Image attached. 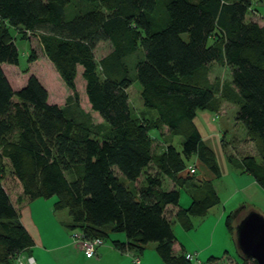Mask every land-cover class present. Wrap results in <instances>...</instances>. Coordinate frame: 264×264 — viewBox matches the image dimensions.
Instances as JSON below:
<instances>
[{"label":"trees","instance_id":"1","mask_svg":"<svg viewBox=\"0 0 264 264\" xmlns=\"http://www.w3.org/2000/svg\"><path fill=\"white\" fill-rule=\"evenodd\" d=\"M251 8L252 0H0V264H15L34 246L3 187L6 166L22 188L18 205L55 198L53 209L70 217L64 227L85 239L122 234L125 243L111 244L123 253L140 256L154 244L163 264H193L174 254L173 225L188 232L191 218L203 220L220 204L213 184L187 165L195 157L220 176L194 123L197 111L217 113L222 100L236 107L235 122L258 160L226 155L224 133L221 146L233 170L264 191V25L247 19ZM30 36L71 93L63 106L49 102L36 76L14 90L5 75L4 66L19 65L17 38ZM104 42L111 50L96 61ZM35 60L31 50L27 63ZM212 65L226 67L230 81L210 80ZM78 70L102 124L79 106ZM134 82L139 115L127 92ZM163 128L182 138L179 150L168 143L154 152L151 133ZM164 180L174 188L165 190ZM181 191L190 205L170 219L167 209L178 207ZM250 211L226 216L232 238L234 214Z\"/></svg>","mask_w":264,"mask_h":264},{"label":"rangeland","instance_id":"2","mask_svg":"<svg viewBox=\"0 0 264 264\" xmlns=\"http://www.w3.org/2000/svg\"><path fill=\"white\" fill-rule=\"evenodd\" d=\"M234 1V0H230ZM76 7H81V4H76ZM262 13V11H261ZM16 46L18 49L19 54V65L17 67L13 66H4V72L10 81L12 88L14 90H17L21 88L24 83L26 82L27 78L30 75H34L37 77L39 82L45 87V89L48 92L49 96V102L51 104H57L59 106H63L65 104L66 98L71 95L69 90L65 87L62 80L58 76L56 70L54 69L53 65L44 57L39 41L36 37L30 36L27 39H21L20 37L16 40ZM33 50L36 55V60L31 63H27V58L29 56V52ZM111 48L109 43H99L98 46L95 49L94 56L96 61L101 60L103 57H105L109 52ZM81 71L78 70V76L76 78V90L79 95V106L87 113L90 114L91 120L93 124H102L101 118L98 116V114L91 112L90 106L88 104V100L85 94V83L84 80L81 77ZM229 71L227 69H218L217 71H213L212 78H218L221 82L228 83L230 80ZM140 91L141 87L137 82H134L131 87L128 90L129 95V104L134 112V114L139 115L141 112H143V106L142 102L140 100ZM226 114L220 115L213 113L208 110L203 111H197L194 123L199 129V131L202 133L203 136H206L211 133L219 134L224 133L225 135V154L231 157L232 159H241L242 157L246 155H250L255 157L258 160V154L257 151L253 145L252 142H250L243 130V127L235 122V114H236V108L231 103L228 106H226ZM155 114V113H154ZM151 113H149V116ZM152 138L154 139V152L159 153L165 145L168 143L173 144L178 150L180 149V142L182 141L181 137H171L168 134V131L166 128H163L160 133L158 132H152L151 133ZM194 163H196L195 157H192L189 161H187V165L194 166ZM226 164L228 167H232V164H230L228 161H226ZM232 170V168H231ZM147 172L151 175L156 174V170L153 166H150L147 169ZM119 175V174H117ZM228 179L224 176L221 180L215 181V186L218 188L223 185L227 184L226 181ZM121 182H125L123 178H120ZM12 182H14L16 190L12 187V192L15 193L19 189V185L14 180L10 169L6 166V177L3 182L4 186H11ZM139 181L137 182V185H139ZM166 184H169L167 180L164 181V186L166 187ZM221 190V189H220ZM222 193V191H221ZM223 196V193H222ZM224 198V197H223ZM53 202H55V198L52 199ZM189 197L184 191L180 192V204L181 206H185L184 208H187L189 206ZM233 203L235 201L233 200ZM232 203V204H233ZM231 205V204H230ZM245 206L247 209H254L257 212L261 213L264 216V203H257L255 205L250 203H244V204H238V205H231L226 207L225 215L223 219L220 221L219 225L217 226V229L215 231V237H214V243L217 245V249L213 250V253L217 254V257L215 255H205L204 252L199 256V261L201 264H204L206 260H208L209 257H215L218 258L216 264H233L235 262H241L242 259L240 258L235 243L233 241V238L227 234L225 230V219L226 216L229 215L231 212H236L237 209H239L241 206ZM233 206V207H232ZM262 206V207H261ZM223 208L219 207L218 209L221 211ZM233 208V209H230ZM213 209V208H212ZM215 210L212 213V218H206L210 219L206 220L203 227H201L200 219L197 218H191L193 229L188 231V233L181 228V226L176 223L173 225V232L175 234L176 239L179 242H183L185 246L188 248L194 246H199L200 248H205L207 243L210 242V231H212L213 226L218 224V217L213 216V213H215ZM62 219L68 218V214L66 210H62ZM242 215H236L234 214V222L233 227L237 224L238 220L241 218ZM215 225V226H216ZM201 227V228H200ZM208 229V230H207ZM181 231V232H179ZM206 231L209 232V236H207L206 239ZM75 233L76 231H72ZM196 233V234H194ZM122 234H111L106 241H104V245L111 244V238L114 236H118ZM195 238V239H194ZM154 245V244H150ZM187 248V249H188ZM189 252H192L191 249H188ZM215 251V252H214ZM65 253V251L62 252H54L52 255L54 257L56 256H62ZM212 253V254H213ZM228 256V257H227ZM236 260L232 262V260ZM199 262V263H200ZM196 263V262H194Z\"/></svg>","mask_w":264,"mask_h":264},{"label":"crops","instance_id":"3","mask_svg":"<svg viewBox=\"0 0 264 264\" xmlns=\"http://www.w3.org/2000/svg\"><path fill=\"white\" fill-rule=\"evenodd\" d=\"M247 19L250 21H255L261 26L264 25V0H252V8L250 9V13L247 16ZM218 69H227V68L220 67L217 65H212L209 79L211 78L213 71L215 70L217 71ZM213 79L214 78L210 80ZM229 104L231 105L230 102L222 100L220 103L219 110L216 114H219V116L225 115L227 112L226 106H228ZM200 134L204 145L211 150V152L214 154L216 158L220 170V176L219 178H216L197 158H195L196 163H194V168L196 169L195 173L197 174L198 179L207 180L213 184L219 196L220 204L217 207L211 209L208 215L206 216V218H210V217L212 218L211 212H213L214 209H216L215 213H213V216L218 217L219 221L217 225L215 224L216 226L215 225L213 226V228L214 227L215 228L212 229V231H210V242L207 243L205 248L204 247L200 248L199 246H194V245L193 247L188 248L187 246H185L183 242H179L177 239L175 244L173 245V252L175 255L194 254L198 263L200 262L199 256L202 254V252H204L205 255L209 253L208 255L211 254L217 257V254L213 253V250L217 249L215 248L217 247V245L214 243L215 231L220 221L223 219L225 215L224 213L226 211V207L231 205H238L239 203L240 204L250 203L253 205L260 202L264 203V191L260 188V186H258V184L254 181V179L248 174H238L233 170V167H231L232 168L231 170V168L227 166L226 164L227 159L220 142V137L222 133L219 134L211 133L206 136H203L201 132ZM224 176L228 179L226 181L227 184H223L221 188L215 186L214 184L215 181L221 180ZM15 181L19 185V189L15 193L12 192L13 191L12 187L14 188V190H16L14 182H12L10 187L8 185L4 186V184L3 187L7 192L12 205L16 209H18L21 225L30 235L34 243V246L29 251L23 253L24 256H31L36 262V264H133L131 257L127 253H123L117 250L116 248L113 247L112 244L103 245L99 247L96 250V255L93 257L86 256V254L81 249L80 245L71 240L70 236L72 231H69L64 227V225L69 223L70 217L68 216L67 219L65 218L62 219V215H61L62 212L55 211L53 209L54 202L52 201V199L50 200L39 199L30 202L24 200L21 204L18 205L17 198L22 196V188L18 183V181L17 180ZM168 182L169 184H166V187L164 186V182H163V188L165 187L164 188L165 190L173 189L174 188L173 183H171L170 181ZM221 191L223 193V196ZM233 200L235 201V203H233ZM188 203L190 205V201ZM222 206L223 208L220 211L218 208ZM184 207L185 206H181L180 202L178 207H168L167 209L168 217L172 219L175 216L176 212L179 209H185ZM253 211L256 210L253 209ZM205 219L200 221L201 227L204 226L206 220L207 222L208 220H210V219H206V220ZM225 230L227 234H229L226 226H225ZM207 236H209L208 231H206V239ZM112 241H119L120 243L126 242L125 237L123 235L112 237L111 242ZM187 248L191 249L192 252H189ZM56 251L58 252L65 251V253L61 257L60 256L54 257L52 253ZM139 258H140V264H163L155 252L154 245H148L147 249L143 252L142 255L139 256ZM209 258H212V256ZM234 261L236 260H232V262Z\"/></svg>","mask_w":264,"mask_h":264},{"label":"water","instance_id":"4","mask_svg":"<svg viewBox=\"0 0 264 264\" xmlns=\"http://www.w3.org/2000/svg\"><path fill=\"white\" fill-rule=\"evenodd\" d=\"M233 241L242 260L264 264V216L250 211L234 226Z\"/></svg>","mask_w":264,"mask_h":264},{"label":"built area","instance_id":"5","mask_svg":"<svg viewBox=\"0 0 264 264\" xmlns=\"http://www.w3.org/2000/svg\"><path fill=\"white\" fill-rule=\"evenodd\" d=\"M70 237L72 241L80 245L81 249L88 257L95 256L96 250L104 245V241L102 239H85L78 231H76L75 233L72 232ZM127 254L131 257L133 264H140L139 256L131 253ZM185 259L192 262L193 264H199L194 254H185ZM15 264H36V262L31 256L21 255L16 258Z\"/></svg>","mask_w":264,"mask_h":264}]
</instances>
